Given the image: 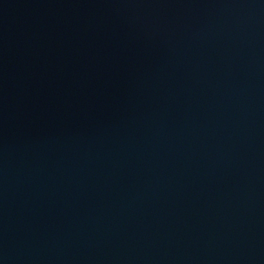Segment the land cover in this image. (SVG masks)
Instances as JSON below:
<instances>
[{
	"label": "water",
	"instance_id": "1",
	"mask_svg": "<svg viewBox=\"0 0 264 264\" xmlns=\"http://www.w3.org/2000/svg\"><path fill=\"white\" fill-rule=\"evenodd\" d=\"M0 264H264V0H0Z\"/></svg>",
	"mask_w": 264,
	"mask_h": 264
}]
</instances>
